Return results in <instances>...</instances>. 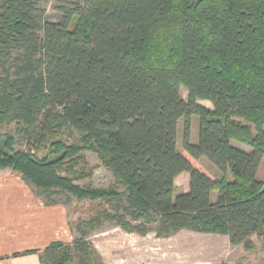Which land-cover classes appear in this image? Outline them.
<instances>
[{"label": "trees", "instance_id": "16d2710c", "mask_svg": "<svg viewBox=\"0 0 264 264\" xmlns=\"http://www.w3.org/2000/svg\"><path fill=\"white\" fill-rule=\"evenodd\" d=\"M58 10L61 19L50 22L35 0H0V124H15L0 134V169L17 173L45 205L63 194L107 207L72 225L71 242L14 256L104 264L89 237L105 222L158 238L226 235L249 248L264 232V0H79ZM66 128L75 143L57 138ZM42 148L49 152L39 156ZM84 150L113 185L73 183L90 176ZM182 173L188 191L176 194Z\"/></svg>", "mask_w": 264, "mask_h": 264}, {"label": "rangeland", "instance_id": "374dc122", "mask_svg": "<svg viewBox=\"0 0 264 264\" xmlns=\"http://www.w3.org/2000/svg\"><path fill=\"white\" fill-rule=\"evenodd\" d=\"M35 1L44 11L43 18L50 22H57L61 19L62 13L58 10V7L79 2V0ZM9 64L10 62L6 64L5 68L12 70L8 67ZM2 76H4V73L0 67V78ZM180 91L182 98L186 100V90L181 88ZM200 104L212 108L208 101ZM198 119L197 116H192L190 140L194 144L198 140ZM183 124V120H180L177 127V148L179 150H182ZM14 131V122L0 124V134L14 133ZM57 138L70 145L75 143L77 133L66 128L58 134ZM16 147H21L20 141H18ZM244 147L242 146V148ZM48 152L49 150L42 148L38 151V155H44ZM81 155L87 164L85 171L90 173V176L82 181L75 180L73 183L78 185L88 184L95 188H107L113 185L115 180L112 174L101 164L96 153L84 150ZM198 164L200 168L208 173L216 175L215 168L205 158H201ZM261 172L264 173V167H262ZM9 179L18 181L20 176L10 169H0V180ZM175 182L176 194L187 189V176L182 175ZM32 191L34 192V189ZM216 195L217 192L212 194L213 200L216 199ZM51 199L59 201V204L67 210V222L70 228L79 221L87 220L102 208L107 207V204L102 200H77L74 196L66 198L63 194L55 195ZM102 228L90 235L89 239L100 253L104 264H127L129 261L134 262V264L138 261H145L143 264H264V232L261 235L253 234L249 238L251 245L246 248L243 245L232 246L225 236L205 235L189 230H182L169 239H156L152 234L145 238L126 234L122 229L109 222L103 223ZM71 233L73 238L78 236V233L73 232V230ZM73 264H77L76 261Z\"/></svg>", "mask_w": 264, "mask_h": 264}, {"label": "crops", "instance_id": "0c3cea01", "mask_svg": "<svg viewBox=\"0 0 264 264\" xmlns=\"http://www.w3.org/2000/svg\"><path fill=\"white\" fill-rule=\"evenodd\" d=\"M201 102L205 101H199ZM262 167H264V158L257 173V178L260 180L264 178V173L261 172ZM182 175L187 176L188 180L187 189L182 191L186 192L189 187V175L182 173L176 179ZM71 232L67 222V210L63 205L59 203L45 205L43 200L21 178L18 181L15 179L0 180V264H41L37 254L17 257L14 254L42 250L52 241L71 242L73 240ZM125 233L139 238L152 234L156 239H169L177 234L158 238L152 232L143 236L137 233ZM221 236L227 237L226 235ZM136 263L143 264L145 261ZM127 264H134V262L129 261Z\"/></svg>", "mask_w": 264, "mask_h": 264}]
</instances>
